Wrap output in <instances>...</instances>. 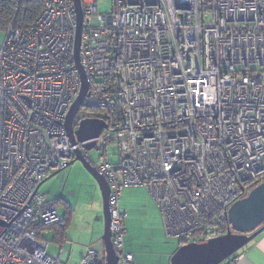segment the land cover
<instances>
[{
    "label": "built area",
    "instance_id": "obj_1",
    "mask_svg": "<svg viewBox=\"0 0 264 264\" xmlns=\"http://www.w3.org/2000/svg\"><path fill=\"white\" fill-rule=\"evenodd\" d=\"M81 4L82 107L110 116L95 139L73 144L65 127L83 87L74 0H44L34 23L2 32L0 264H63V247L48 255L39 229L65 219L38 189L78 149L108 182L119 264L135 262L119 207L126 188L149 189L169 237L206 242L226 234L230 207L264 181V0ZM92 141L98 160L83 148ZM99 261L89 246L80 264Z\"/></svg>",
    "mask_w": 264,
    "mask_h": 264
},
{
    "label": "rangeland",
    "instance_id": "obj_2",
    "mask_svg": "<svg viewBox=\"0 0 264 264\" xmlns=\"http://www.w3.org/2000/svg\"><path fill=\"white\" fill-rule=\"evenodd\" d=\"M111 6V1L100 3V11L108 13ZM1 39L2 32H0ZM84 118L99 117L82 107L76 116L77 127ZM102 153L103 151L94 149L90 155L98 160ZM112 161H117V157H113ZM39 193L48 196L49 199L60 200L62 197L65 202L72 203L74 207L73 214H71L74 221L69 227V240L64 245L82 243L80 242L81 238L84 240L89 237L90 239L94 229H96L95 240L101 242L104 233L102 192L98 182L80 161L74 162L53 178L45 181L41 185ZM59 206L61 214L68 212L63 201L59 203ZM119 207L122 211L127 212L124 222L127 231L124 240L126 250L130 251L131 249L142 264H162L164 261L166 264V251H171L175 246L180 247L182 244L180 245L178 239H173L166 234L162 211L154 201L149 189L147 187L125 189L120 196ZM223 228L226 232V228L224 226ZM81 231L83 235H81ZM39 232L40 241L48 242V255L57 257L61 245L54 240L55 230L39 229ZM89 243H82L87 245L84 253L87 251ZM103 260L104 256L102 255L100 262ZM221 264H227V261Z\"/></svg>",
    "mask_w": 264,
    "mask_h": 264
},
{
    "label": "water",
    "instance_id": "obj_3",
    "mask_svg": "<svg viewBox=\"0 0 264 264\" xmlns=\"http://www.w3.org/2000/svg\"><path fill=\"white\" fill-rule=\"evenodd\" d=\"M77 10L79 27L76 37L75 56L78 68L81 73L83 87L79 98L74 103L66 119L65 127L67 134L73 144L85 142L100 136L108 124L99 118H84L80 121L78 128H75V118L85 100L88 83L84 69L80 62V48L83 27V9L81 0H74ZM96 142L92 141L84 145L86 151L95 148ZM80 161L89 173L98 182L103 197L104 212V243L106 260L105 264H119L120 256L117 253L111 230V210L109 206L110 188L106 178L93 167L84 153L78 149L75 152L74 162ZM68 166V167H69ZM63 169L57 170L49 175L39 186L59 174ZM38 189V190H39ZM230 228L228 232L220 237L210 239L206 242H190L181 245L172 255L170 264H221L231 256L243 250L250 242L264 232V181L251 190L245 198L235 202L228 211Z\"/></svg>",
    "mask_w": 264,
    "mask_h": 264
},
{
    "label": "crops",
    "instance_id": "obj_4",
    "mask_svg": "<svg viewBox=\"0 0 264 264\" xmlns=\"http://www.w3.org/2000/svg\"><path fill=\"white\" fill-rule=\"evenodd\" d=\"M126 189H128V188H126ZM55 200H58L59 203L63 201L64 204L67 206V209H68L67 210L68 212L67 213L65 212L64 214H61V211H60L61 209L59 210L61 216L65 219V221L67 223V226L64 229L62 235H60V236L57 235V232L61 229L60 228L61 226H56V227L51 228V230L53 229L56 232L54 240L61 245L60 248L63 247V250H64V254L62 256L63 264H79L81 262L80 260L82 259L83 255H84V251H85L86 246H87L85 244H87L88 242H90L89 243L90 247H93L94 249L97 250L98 255H99V260L101 259L102 255L104 256L103 262L99 261L100 262L99 264H105L106 252H105L104 243L101 239L100 240L102 243L101 242L99 243L98 240H95L94 234H95L96 229H94L90 239H89V237H86V239H84V240L81 238L82 241H80V242L85 243V244H82V243H77L78 245L75 243L72 245L66 244L69 247L64 245L65 242H67L69 240V227H70V225H72L71 223L74 221L73 216L71 215V214H73L72 209H74V207H73L72 203L65 202L62 199V197L60 198V200L59 199H55ZM69 214H70V216H69ZM70 233H72V232H70ZM81 235H83L82 231H81ZM181 244L183 245V243H181ZM60 248L58 250L59 254L57 257H59V255H60ZM124 248L126 250V245H124ZM178 248H179L178 246L177 247L175 246V248L173 250L166 251L167 252L166 253V256H167L166 264H170L171 257ZM126 251L133 253L131 249H130V251H128V250H126ZM240 252H241V255L243 257L238 262V264H264V232L262 234H260L258 237H256L252 242H250ZM134 256H135V254H134ZM164 262H162V264H164ZM134 264H142L141 260L137 259L136 256H135Z\"/></svg>",
    "mask_w": 264,
    "mask_h": 264
},
{
    "label": "trees",
    "instance_id": "obj_5",
    "mask_svg": "<svg viewBox=\"0 0 264 264\" xmlns=\"http://www.w3.org/2000/svg\"><path fill=\"white\" fill-rule=\"evenodd\" d=\"M44 5V0H0V32L5 31L10 25H14L16 27H27L28 25L34 23L40 16ZM88 111V110H87ZM91 113L96 114L97 117H102L110 121V116L104 110H92L89 111ZM115 114H113V117ZM215 224H217L215 222ZM61 226L60 230L57 232V235H62L64 229L67 226V223ZM221 228L223 226L226 228V232H228L230 225L228 221L220 222ZM56 227L52 226L51 228ZM49 228V229H51ZM224 229V228H223ZM197 241L198 238L194 237L191 241ZM190 241L184 240L179 243H189ZM198 242V241H197ZM100 262H98L99 264Z\"/></svg>",
    "mask_w": 264,
    "mask_h": 264
},
{
    "label": "clouds",
    "instance_id": "obj_6",
    "mask_svg": "<svg viewBox=\"0 0 264 264\" xmlns=\"http://www.w3.org/2000/svg\"><path fill=\"white\" fill-rule=\"evenodd\" d=\"M240 252V251H239Z\"/></svg>",
    "mask_w": 264,
    "mask_h": 264
}]
</instances>
